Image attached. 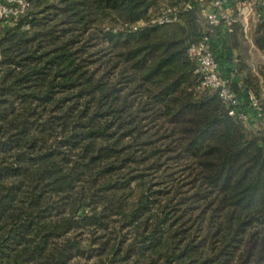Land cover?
<instances>
[{
  "label": "trees",
  "instance_id": "16d2710c",
  "mask_svg": "<svg viewBox=\"0 0 264 264\" xmlns=\"http://www.w3.org/2000/svg\"><path fill=\"white\" fill-rule=\"evenodd\" d=\"M23 1L0 22V264H264V122L198 90L203 6L132 31L164 1Z\"/></svg>",
  "mask_w": 264,
  "mask_h": 264
},
{
  "label": "built area",
  "instance_id": "2783aa9c",
  "mask_svg": "<svg viewBox=\"0 0 264 264\" xmlns=\"http://www.w3.org/2000/svg\"><path fill=\"white\" fill-rule=\"evenodd\" d=\"M195 5L203 6L204 17L212 28L211 35H205L198 42L187 47V57L194 61V74L199 76V91L216 92L222 106L228 115L236 117L245 127H254L264 122V110L260 100L251 91L237 93L232 89L235 81L234 69L238 59L233 55L226 60L221 53V63L215 53L214 34L221 28V47H230V36L235 24H241L245 31L249 25L264 26V0H173L164 4L148 21H141L130 26L137 31L146 24L169 26L179 21L183 12L191 10ZM28 4L23 0H0V22L15 24L26 11ZM229 66L231 71H225L222 66Z\"/></svg>",
  "mask_w": 264,
  "mask_h": 264
},
{
  "label": "rangeland",
  "instance_id": "374dc122",
  "mask_svg": "<svg viewBox=\"0 0 264 264\" xmlns=\"http://www.w3.org/2000/svg\"><path fill=\"white\" fill-rule=\"evenodd\" d=\"M164 4H166V2L162 3V5ZM202 24L204 25L203 21H202ZM256 29L257 27L254 26L251 28V31L247 34H244L242 32L237 33V37H236L237 45H236V48L234 49V55L236 56V59H241L242 62H244V64H247L245 62H248V64L250 65V68L247 66L248 64L246 66L248 67L249 71L250 70L252 71L253 69L252 72H257V73L262 74L263 72H261V70L264 71V65H263L264 64V53L257 50L256 47L254 46V39H255L254 32ZM252 74L253 73H251V75ZM261 86L264 89V84H262ZM262 88H259V89L261 90ZM261 91L259 94L260 96L263 92Z\"/></svg>",
  "mask_w": 264,
  "mask_h": 264
},
{
  "label": "crops",
  "instance_id": "0c3cea01",
  "mask_svg": "<svg viewBox=\"0 0 264 264\" xmlns=\"http://www.w3.org/2000/svg\"><path fill=\"white\" fill-rule=\"evenodd\" d=\"M164 2H166L167 0H163ZM240 25V30H239V32H242V33H244V34H247V33H249L250 31H251V28L252 27H254L255 25H253V24H251V25H249V27L247 28V31H245L244 30V28H243V26L241 25V24H239ZM255 27H257V26H255ZM213 44H214V49H215V53H216V55L217 56H219L220 57V61H221V28L218 30V32L216 33V35H215V38H214V40H213ZM233 56H234V51H233ZM234 57H236V56H234ZM239 61V60H238ZM221 63V62H220ZM245 63H247L248 64V62H245ZM246 64V65H247ZM264 65V64H263ZM249 68H250V65L248 64L247 65ZM249 70V69H248ZM251 71V70H250ZM252 71H253V69H252ZM251 71V73H253L252 74V77L255 79V81H256V83H258L259 84V86L262 88V84H264V71L263 70H261V72H263L262 74H260V73H257V72H252ZM243 75H244V73H241V75H240V78H243ZM236 79H237V77H236ZM262 91V94H261V99L264 101V89L262 88L261 89Z\"/></svg>",
  "mask_w": 264,
  "mask_h": 264
}]
</instances>
